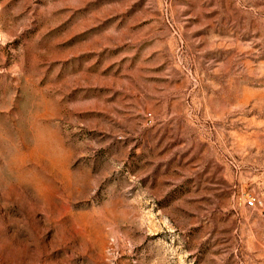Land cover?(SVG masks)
Masks as SVG:
<instances>
[{
	"label": "rangeland",
	"instance_id": "374dc122",
	"mask_svg": "<svg viewBox=\"0 0 264 264\" xmlns=\"http://www.w3.org/2000/svg\"><path fill=\"white\" fill-rule=\"evenodd\" d=\"M0 264H264V0H0Z\"/></svg>",
	"mask_w": 264,
	"mask_h": 264
},
{
	"label": "built area",
	"instance_id": "2783aa9c",
	"mask_svg": "<svg viewBox=\"0 0 264 264\" xmlns=\"http://www.w3.org/2000/svg\"><path fill=\"white\" fill-rule=\"evenodd\" d=\"M247 203H248L249 206H253L254 205V201L252 199H249L247 201Z\"/></svg>",
	"mask_w": 264,
	"mask_h": 264
}]
</instances>
